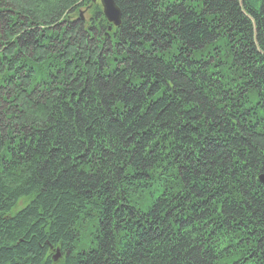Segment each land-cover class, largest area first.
I'll return each mask as SVG.
<instances>
[{
	"label": "trees",
	"instance_id": "16d2710c",
	"mask_svg": "<svg viewBox=\"0 0 264 264\" xmlns=\"http://www.w3.org/2000/svg\"><path fill=\"white\" fill-rule=\"evenodd\" d=\"M114 2L0 0V264H264V0Z\"/></svg>",
	"mask_w": 264,
	"mask_h": 264
},
{
	"label": "water",
	"instance_id": "95a60500",
	"mask_svg": "<svg viewBox=\"0 0 264 264\" xmlns=\"http://www.w3.org/2000/svg\"><path fill=\"white\" fill-rule=\"evenodd\" d=\"M96 1V0H91ZM102 6L103 15L107 21L113 23L114 25H119L120 23V11L115 5L114 0H99ZM259 182L264 186V174L259 175ZM58 257V253L54 255V260Z\"/></svg>",
	"mask_w": 264,
	"mask_h": 264
}]
</instances>
